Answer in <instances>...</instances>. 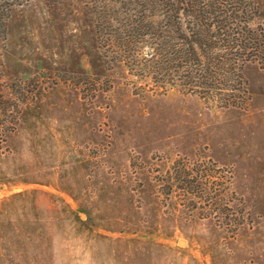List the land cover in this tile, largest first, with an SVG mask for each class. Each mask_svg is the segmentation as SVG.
<instances>
[{
  "label": "rangeland",
  "instance_id": "rangeland-1",
  "mask_svg": "<svg viewBox=\"0 0 264 264\" xmlns=\"http://www.w3.org/2000/svg\"><path fill=\"white\" fill-rule=\"evenodd\" d=\"M125 11L0 0V264H264V67L242 109L164 92Z\"/></svg>",
  "mask_w": 264,
  "mask_h": 264
},
{
  "label": "trees",
  "instance_id": "trees-1",
  "mask_svg": "<svg viewBox=\"0 0 264 264\" xmlns=\"http://www.w3.org/2000/svg\"><path fill=\"white\" fill-rule=\"evenodd\" d=\"M123 2L122 46L135 51L141 80L219 109L244 108L245 67H264V21L254 0Z\"/></svg>",
  "mask_w": 264,
  "mask_h": 264
}]
</instances>
